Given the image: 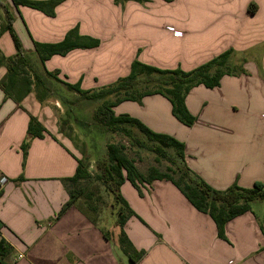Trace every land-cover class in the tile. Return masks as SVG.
Listing matches in <instances>:
<instances>
[{"label":"crops","instance_id":"obj_1","mask_svg":"<svg viewBox=\"0 0 264 264\" xmlns=\"http://www.w3.org/2000/svg\"><path fill=\"white\" fill-rule=\"evenodd\" d=\"M250 1L151 0L127 2L121 10L114 0H65L55 17L23 6L10 13L25 51H34L33 40L60 42L76 26L80 34L100 40L98 48L74 50L45 63L49 72H60L62 81L92 91L127 76L134 58L161 69L190 71L229 49L235 54L264 43V29L258 34L251 27ZM160 33L171 36L166 46H159ZM240 38L244 48L237 44ZM0 51L16 53L8 32L0 36ZM241 67L244 74L224 76L219 87L190 91L186 106L198 117L190 128L175 120L163 96L144 98L143 108L123 102L136 106L134 117L154 131L183 140L187 165L220 191L234 183L242 188L264 183V59L261 66L251 60ZM5 74L0 65V82ZM46 100L43 89L36 88L17 104L0 85V179H8L0 191V264H134L119 248L116 223L113 231L102 227L101 215L94 223L81 200L57 216L69 200L62 180L75 175L82 159L51 125L53 111ZM31 115L47 132L31 141L23 166L21 146ZM140 188L141 193L128 181L121 187L134 212L124 230L143 252L136 264H264L252 211L228 222L222 239L212 218L172 182Z\"/></svg>","mask_w":264,"mask_h":264},{"label":"trees","instance_id":"obj_2","mask_svg":"<svg viewBox=\"0 0 264 264\" xmlns=\"http://www.w3.org/2000/svg\"><path fill=\"white\" fill-rule=\"evenodd\" d=\"M10 1L16 8L28 7L42 12L48 17H55L56 8L64 2V0ZM114 1L116 4L127 2L143 4L151 0ZM163 1L170 3L173 0ZM257 10L258 6L254 2L248 7V12L251 14H255ZM13 24L11 13H7L5 22L0 27V36L3 32H8L16 49V53L12 56H5L0 51V65L6 68V74L0 85L8 97L14 99L17 104H21L36 88H42L47 96L57 97L60 95V87L55 86L57 84L69 92L77 93L83 100L103 101L94 115L95 122L110 133L125 135L130 139L132 146L155 154L159 160H168L176 168V170L169 168L167 172H161L153 167L147 174H143L138 169L136 161L125 153L123 145L109 143L106 155L97 160L96 174L89 171L88 165L82 159L79 160L75 175L62 180L68 191L69 200L58 213V217L81 200L86 207V212L97 224L102 210L99 208V204L93 201L92 194L88 192L85 184L92 181L102 183L119 207L116 222V226L120 230L117 236L119 248L130 258L132 263L136 264L143 256V252H138L135 249L124 230L125 224L134 215L121 193V187L126 181L130 182L140 193V185H151L156 181L172 182L198 211L208 214L212 218L217 226L218 236L222 239H226L225 228L228 222L250 212L253 201L264 200V183H255L252 188H242L234 183L228 189L220 191L213 189L199 178L191 177V172L186 165L184 143L168 134L153 131L142 121L128 114L116 115L114 112V108L123 102H141L148 96L160 95L169 100L172 114L180 123L185 126H193L198 119L190 113L186 106V97L190 91L201 85L214 89L220 86L224 76L238 74L240 71L241 73L245 72L243 68L237 72L231 68L232 49L190 71H184L181 68L161 69L134 60L127 76L111 85L91 91L81 89L80 83L70 84L62 81L58 77L60 72L47 71L45 63L54 56H66L74 50L98 48L101 45L100 40L80 34L78 26L69 30L60 42L43 43L33 40L34 52L38 56V61L36 59V62L33 63L28 59ZM142 76L147 78V83H153L156 86L155 90L140 93L135 91ZM112 96L116 97L114 101L109 99ZM46 132L42 123L31 115L27 138L21 146L24 158L23 166H25L31 141L43 139ZM104 235L109 238L110 233L106 232Z\"/></svg>","mask_w":264,"mask_h":264},{"label":"rangeland","instance_id":"obj_3","mask_svg":"<svg viewBox=\"0 0 264 264\" xmlns=\"http://www.w3.org/2000/svg\"><path fill=\"white\" fill-rule=\"evenodd\" d=\"M250 2L251 3L254 2L257 6L261 8L260 10L261 14L259 13L260 15L258 16L255 15L257 14V12L255 14L250 13V16L253 17L251 18V20L253 21L251 27L255 33L260 34L261 31L264 29V0H252ZM126 4L127 3L116 4V5L120 6L119 8L121 10H124L126 9ZM14 10H16V7L12 4L10 0H0V27L5 22L6 14ZM21 13H23V10L21 11ZM76 22L81 23L83 22V19H79ZM170 39L171 36L169 34L160 33L159 46H166L170 42ZM237 41H239L237 44H240V46L244 48L245 43L243 41V38H240ZM244 50L245 51L238 50L232 56L230 64H231V68L235 72L239 70H243L241 65H244L246 62L251 60L254 63L258 64L259 66L262 65L264 59V43L258 44L256 46L252 45L248 49L247 47H245ZM26 54L31 62L33 63L36 62V59L38 61V56L34 51H26ZM134 60H137V58H134ZM241 74L244 73H241L240 71L239 74L236 75L240 77ZM123 77L124 76L117 78L115 82H117L120 78ZM146 79L147 78L145 76L140 77L141 82L137 85L135 90L137 93L143 91L155 90L156 86L153 85V83H147ZM55 86L56 87L58 86V88L61 87L57 84ZM60 89H62L59 90L60 95H57V97L47 96L49 97V101L46 100L47 102H45L46 106L49 107V110L53 111V115L51 114L52 120H50L51 125H53V127L58 126L60 137L66 142V145L68 144L71 147V149L75 150V152L79 154L80 158L83 159L85 163L88 165L89 171L92 174H96L97 160L106 155L107 145L109 143L123 145L125 147V153L131 159L136 161V165L138 169L143 174H147L149 169L153 167L159 169L161 172H167V169L169 168L176 170V168L168 160H164V159L159 160L155 154H152L150 152L132 146L130 139L125 135L120 133H116V134L110 133L106 131L100 124L95 122L94 115L98 110V108L102 105L103 101L83 100L75 92H69L62 87ZM50 98L52 99L50 100ZM109 99L114 101L116 97L112 96L109 97ZM143 101L144 100H142L141 102L134 101L132 103H135L138 108H143L144 107ZM118 107H120L118 111L119 114H128L129 116L136 118L133 115L136 106L126 105L123 103ZM126 111L130 113L128 112L124 113ZM175 120L178 123H180L176 118ZM143 121L149 122L145 119H143ZM148 124L146 126L152 129L153 127L151 126V124L150 123ZM180 124L184 125L182 123ZM182 127L190 128V126H185V125ZM176 139L184 143L183 140L178 138ZM185 150H186V144H185ZM187 167L191 172V177L195 179L196 178L200 179V177L192 169H190L188 165ZM85 186L87 187L88 192L92 194V198L94 199L93 201L99 204V208L102 210L101 211L102 227L106 228L107 230L113 231L114 225L118 219V211H119L118 205H116L114 202V197L106 191L105 187L100 182L92 181L89 184H85ZM251 211L253 212L256 220L259 223L258 236H260L261 240L258 244L259 245L258 250L259 252H262L264 251V200L253 201L251 203Z\"/></svg>","mask_w":264,"mask_h":264},{"label":"built area","instance_id":"obj_4","mask_svg":"<svg viewBox=\"0 0 264 264\" xmlns=\"http://www.w3.org/2000/svg\"><path fill=\"white\" fill-rule=\"evenodd\" d=\"M181 33H177L175 32V35L179 36ZM8 179L3 177L0 179V191L2 190V188L7 184Z\"/></svg>","mask_w":264,"mask_h":264}]
</instances>
